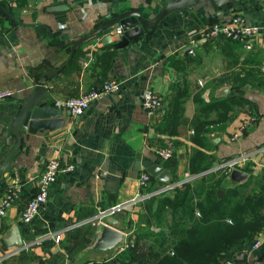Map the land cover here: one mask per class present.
<instances>
[{
	"label": "crops",
	"instance_id": "1",
	"mask_svg": "<svg viewBox=\"0 0 264 264\" xmlns=\"http://www.w3.org/2000/svg\"><path fill=\"white\" fill-rule=\"evenodd\" d=\"M164 1L61 0V10H50L57 0H0L6 10L0 9V92H10L0 100V163L14 144L8 125L18 104L42 72L58 67L68 55V46L51 37L59 44L75 40L123 10L150 18ZM233 13L257 26L249 50L239 42L203 36L209 24ZM102 37L80 43L69 61L44 79L46 103L52 106L54 99L79 95L107 79L118 80L120 89L98 97L78 117L56 108L62 120L57 128L20 130L19 149L0 174V198L14 185L20 189L0 217V264H112L120 245L128 248L140 229H153L141 220L148 211L145 199L195 176L190 185L209 178L208 184L221 190L217 198L237 193V199L261 197L264 203V0H238L228 9L201 0L188 10L168 13L152 33L121 49ZM234 76L240 79L233 81ZM144 89L160 96L162 113L141 110ZM249 117L255 119L252 125L233 138ZM166 146L172 155L161 161L156 150ZM51 158L72 169L58 174L44 207L25 224V201ZM152 164L167 170L168 181L149 174L139 187L137 176ZM233 169L242 175L231 178ZM137 194L143 197L132 201ZM116 205H121L118 211L97 221L100 211ZM111 217L121 241L99 251L95 240ZM13 227L20 244L11 242ZM244 245L224 261L264 264V250L252 252L247 241Z\"/></svg>",
	"mask_w": 264,
	"mask_h": 264
},
{
	"label": "trees",
	"instance_id": "2",
	"mask_svg": "<svg viewBox=\"0 0 264 264\" xmlns=\"http://www.w3.org/2000/svg\"><path fill=\"white\" fill-rule=\"evenodd\" d=\"M208 179L202 181L204 189L200 197L182 206L177 218L173 211L172 221L161 230H140L134 243L120 252L112 264H222L228 254L243 250L245 242L249 244L260 228L264 218L260 207L264 203L261 197L255 201L250 196L237 199V193L217 198V186L208 184ZM193 180L183 182L184 187L188 188ZM186 195L187 191L179 190L176 199L168 202L175 208Z\"/></svg>",
	"mask_w": 264,
	"mask_h": 264
},
{
	"label": "water",
	"instance_id": "3",
	"mask_svg": "<svg viewBox=\"0 0 264 264\" xmlns=\"http://www.w3.org/2000/svg\"><path fill=\"white\" fill-rule=\"evenodd\" d=\"M201 0H165L157 9L155 14L150 18L142 17L137 10L129 9L123 10L114 16L100 21L95 28L84 33L82 36L75 40H71L64 44H59L53 37V41L60 46H68V55L66 59L56 68L42 72L38 79L37 84L32 88L31 92L19 104L16 113L10 118L8 128L14 137V144L9 152L4 156L3 161L0 163V174L7 168L11 158L17 153L21 136L20 130L25 127L28 133H34L38 129L52 130L60 126L62 120L59 118L61 111L57 110L51 105L46 103V86L43 84L45 78H50L57 71H59L70 59L74 49L83 41L92 38L98 34H103L102 42H112L114 49H121L130 41L136 45L138 38L142 34H150L154 31L156 25L170 12L188 10ZM209 4L216 9H228L229 4H236L238 0H207ZM61 0H57V4L50 6V10H61ZM0 9L6 12L0 4ZM119 29L117 33L105 34L111 29ZM137 162L134 163V168L137 169ZM146 172L153 175L156 180L161 182L168 181V172L163 169L160 164H152L146 168ZM241 172L236 169L231 170L230 177L241 176ZM196 178H190L192 180ZM186 180V181H188ZM221 192L220 189L216 190L218 196ZM117 220L113 217L108 218L105 224L99 229V234L95 240V249L99 251H108L116 248L117 244L121 241V234L115 230L112 225ZM17 228L13 227L11 231L12 244H20L18 238Z\"/></svg>",
	"mask_w": 264,
	"mask_h": 264
},
{
	"label": "built area",
	"instance_id": "4",
	"mask_svg": "<svg viewBox=\"0 0 264 264\" xmlns=\"http://www.w3.org/2000/svg\"><path fill=\"white\" fill-rule=\"evenodd\" d=\"M6 1L10 2V0ZM116 32L118 33L119 29H116ZM256 32L257 26L247 23L245 18L241 14L233 13L225 21H215L209 24V26L203 32V36L210 40L215 38H222L239 42L245 50H249L252 45V38ZM187 52L192 54V49L188 48ZM119 89L120 82L118 80H103L96 86L91 87L90 89L80 93L79 95L63 99H54L52 101V106L57 109H66L73 117H78L83 114V112L88 108L92 101L96 100L102 95L115 93L119 91ZM9 95L10 92L8 91L0 92V100L9 97ZM139 107L147 115L163 112L160 96L149 89H144L142 91ZM254 120V117H249L246 122H243L240 125L238 132L234 133L232 137L237 138L240 133L244 132L246 128L252 125ZM171 155L172 151L170 146H166L156 150V156L161 161L168 160ZM227 166H231V163H227ZM71 169V165H65L64 167H62L59 161L55 158H51L45 163L42 171L38 174L36 179V191L25 201L21 213V221L23 223L26 224L31 222L35 218L39 210L44 207L47 200L49 187L54 182H56L58 174L60 172H68ZM148 179L149 174L147 172L143 171L139 173V175L137 176V185L139 187H144ZM177 183H169L166 186L154 191L153 194H158L167 189H170ZM19 191V186L14 185L12 188L8 189L0 198V217L4 214L6 208L11 206L13 201L18 198ZM142 197L143 196L137 194L132 198V201L141 199ZM120 206L121 205H116L108 208L107 210L100 211L97 216V221L100 222L101 219L105 216L114 214L119 210ZM197 214L198 213L195 212V215ZM126 248V244L120 245L118 252H122ZM248 249L252 252L264 250V218L261 221L260 228L255 232L252 240L248 244ZM170 255H172V253H170ZM227 264L233 263L227 262Z\"/></svg>",
	"mask_w": 264,
	"mask_h": 264
},
{
	"label": "rangeland",
	"instance_id": "5",
	"mask_svg": "<svg viewBox=\"0 0 264 264\" xmlns=\"http://www.w3.org/2000/svg\"><path fill=\"white\" fill-rule=\"evenodd\" d=\"M204 184L202 182L196 183L193 185H188L184 187L183 182H178L174 185V187L167 189L161 193L153 194L145 199V205L148 208L146 214H144L143 218L141 219L147 226H151L153 230H161V227L170 224L172 221L173 211L175 212V218H177V214L180 212V208L184 206L187 202H195V200L200 197L203 189ZM187 188V189H186ZM179 190L187 191V195L184 198L183 202L179 204L177 207L173 208L172 204H169L168 200H175L177 195L179 194ZM169 205H168V204ZM154 214L159 216L158 219L154 218ZM142 230V229H140ZM253 235L251 236V239ZM229 261H221L222 264H227Z\"/></svg>",
	"mask_w": 264,
	"mask_h": 264
}]
</instances>
